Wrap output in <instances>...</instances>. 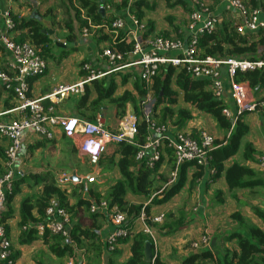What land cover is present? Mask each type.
<instances>
[{
  "label": "trees",
  "instance_id": "obj_1",
  "mask_svg": "<svg viewBox=\"0 0 264 264\" xmlns=\"http://www.w3.org/2000/svg\"><path fill=\"white\" fill-rule=\"evenodd\" d=\"M165 1L169 2V0ZM242 1L249 9L264 11L262 0ZM62 7L64 8L62 19L57 17L56 6L45 9L43 13L37 12L36 15L27 19L10 15L13 22V27L9 31L11 40L16 44L32 45L43 59L51 44L46 26H44L45 21H48L54 28L61 27L66 33V42L71 44L76 41L78 34L86 29L87 33L93 34L97 44L105 42L111 50L122 55V64L125 65L128 64L127 58L132 53L134 44L132 41H127V33L124 30H119L117 34L113 33L111 24L119 17L101 14L100 10L106 12L108 7L116 11H127L133 19L142 23L145 13L153 11L155 4L147 0H62ZM239 22V19H223L221 22H216L211 32L198 35L195 56L200 60L206 58L217 61L233 59L255 62L259 60L262 53L260 49L264 46L263 32L260 31L256 35H242L237 31ZM104 29L107 31L104 32ZM141 37L142 39L165 38V36L154 33L151 23L144 25ZM189 41L190 38L185 44ZM0 73L12 76L6 65L0 67ZM119 75L118 72L106 73L102 78L90 81L96 93V99L89 102L88 90L84 88V96L76 107V116L93 123L104 109L112 108L117 118L122 119L125 116L127 105L133 106L137 118L136 135L133 142H121L114 145L113 153L110 155L102 153L96 163V166L102 169V173H111L114 168H117L120 179L109 186L104 196L83 185L73 188L70 193L62 191L52 172L30 174L21 180L13 179L11 191L6 197L5 209L0 216V224L4 226L7 236L6 221L12 215L10 204L13 197L20 192V186L26 184L31 190L34 187L40 188L38 192L33 191L21 201L18 222V243L20 245H28L40 240L48 252L57 259L65 257L75 259L76 252L81 250L88 259L86 264H100V257L104 254H107L105 264H163L159 257L153 254V250L151 262L145 261L144 246L147 242L151 243V239L145 233L133 234L132 228L143 210L144 223L150 230L156 229L168 236L180 232L187 225L184 206L166 214L161 224L150 221L149 208L152 205L166 203L181 193L190 171H192L190 190L196 188L204 178H206L205 187L208 189L209 185L218 180L222 174L232 198L240 190L264 189V177L244 165L246 162H253L256 153L253 146L245 142L249 133V128L244 121L246 113L239 116L234 123L226 118L222 112L227 109V104L223 96H214L209 80L192 79L183 68H175L166 64L158 66L150 86H146L139 77L134 75L135 96L129 92L116 95L118 87L116 78ZM126 80L125 76L122 83ZM234 81L247 84L253 93L258 94L264 88V68L238 72ZM174 87L182 94L184 104L207 115L215 123L221 139L214 140L215 147L209 151L205 165L198 166L193 162L180 165L175 182L166 186L168 177L160 175L159 169L165 160L168 172L175 168L173 151L166 148L165 158H160V161L152 167L148 166L146 160H136V154L146 143L151 126L171 127L172 133L175 134L180 132L192 119L190 111L178 106V94L173 90ZM1 89L6 91L4 85ZM7 93L13 94L10 90H7ZM148 98L154 100V105L145 117L142 108ZM261 101H264V98ZM256 111L263 112L264 108L258 106ZM191 136L198 140L199 134L192 131ZM237 154L241 155L240 162L233 161L232 165L225 169V163ZM84 192L88 193L89 198L82 197ZM127 195L150 199V203L145 207L129 204L125 200ZM69 198L75 199L74 205L69 204ZM90 199H93L95 203L103 199L109 208H116L125 216L121 228L125 230L126 236L117 240L112 251L105 248V244L100 241L97 234L101 229L103 217L101 213L90 212L92 205ZM51 200H55L57 208L63 210L69 217L70 226L67 238L60 234H52L48 230L41 237L37 235L35 226L46 222L45 212ZM214 201L217 204L223 203L219 192L214 193ZM252 210L264 225V213L255 208ZM33 212L36 213L35 216ZM231 218L242 233L241 231L232 232L226 241H234L237 251L224 249L220 257H217L209 250H201L188 255L182 264H264V229L256 228L237 213ZM129 241H131V255L126 262L118 263L117 260L121 255L118 247L126 245ZM88 253L91 255L90 258L87 257ZM18 257L19 254L13 251L14 264ZM73 261V264H82ZM0 264H6V262L0 261Z\"/></svg>",
  "mask_w": 264,
  "mask_h": 264
},
{
  "label": "crops",
  "instance_id": "obj_2",
  "mask_svg": "<svg viewBox=\"0 0 264 264\" xmlns=\"http://www.w3.org/2000/svg\"><path fill=\"white\" fill-rule=\"evenodd\" d=\"M147 1L155 4V9L145 13L142 24L146 25L147 23H151L156 35L165 36L167 39L179 40L185 44L191 36L188 27V16L194 9L193 0H169L168 3L165 0ZM177 1H181L182 3H178ZM196 1L199 5L206 7L210 13L217 18L218 22H221L223 19H238L237 12L230 9L220 0ZM57 5L58 0H0V10L7 11L12 16H18L24 19L36 15L37 12L43 13L45 9ZM56 12H58V18H60L61 15L58 9ZM104 14L121 18L124 22L123 30L127 33V41H131V33H134L135 27L132 17L128 12L106 8ZM262 19L264 20V16H262ZM44 26H46V32L51 41L49 50L43 58L46 63V69L42 75L30 80L29 98L39 100L44 107L53 106L54 114L57 116L78 118L76 116V107L84 96V88L88 90L87 97L89 102L96 99V93L90 82L84 85L81 95L67 94L63 98L56 97V99H53L54 103L46 100L45 97L58 88L70 87L82 82L88 75L82 69L84 63H89L91 65L94 74L102 75L99 79L106 73H111L106 64V60L102 57V51L108 47V44L105 42L97 44L92 33L84 34L83 31L78 34L75 42L72 44L67 43L65 40L66 33L61 27L54 28L48 21L44 22ZM106 31L107 29H104V32ZM117 32L113 33L117 34ZM262 32L264 35V30H262ZM263 51L264 46L260 49V52ZM134 61L135 58H127V63H133ZM3 65H9V57L0 49V67ZM115 72L120 74L116 78L118 85L116 95L129 92L135 96L133 82L135 76L139 77L140 67L128 66ZM221 74L224 80L222 96L227 104V109L234 114L235 105L231 98L224 68L221 69ZM125 76L127 80L125 83H122V79ZM2 85L0 81V114L10 111L15 107L13 94L10 95L7 93V90L4 91L1 89ZM173 90L178 94V106L190 111L192 115V119L187 122L182 130H186L190 134L192 131L197 134L205 131L215 139H221V135L215 123L207 115L201 114L184 104L182 94L175 87ZM250 91L256 100L264 98V88L258 94L253 93L251 89ZM149 113L150 110L144 114V116L147 117ZM129 114H134V108L130 104L126 107L124 117ZM98 116L101 117L103 126L109 131H117L122 121V119L117 118L116 112L112 108L104 109L101 115ZM12 117L13 115H8L2 116L0 119L2 121H8ZM244 121L249 128V133L245 138V142L250 143L256 152L254 161L246 162L244 165L264 177V168H261L259 165V159L264 155V111L246 113L244 115ZM170 129L171 131L173 130L171 127ZM50 131L52 135L51 139H45L42 136L34 135L29 132L21 136L18 157L14 163V180H21L24 177H28L30 174L52 172L62 191L70 193L73 188L83 185L87 188H91L92 191L99 193L101 196H104L109 186L120 179L117 168H114L111 173H102V169L98 168L96 165H91L88 159L80 154L76 145V140L66 138L58 128H52ZM5 147V141L0 138V173L4 172ZM105 150L106 151L103 153L106 155L112 154L114 145H109ZM240 157L241 155L237 154L234 158L228 160L225 163V169L229 168L233 161L240 162ZM73 173L80 182L67 179L72 176ZM169 173L165 160L160 166L159 174L169 177ZM191 179L192 171L188 174L186 185L181 193L166 203L152 205L149 208V217L151 219L158 215H163L165 217L169 212L175 211L182 206L185 207L187 225L180 232L168 236L163 235V233L156 229H151L152 236L149 237L151 239L150 244L152 245L153 254L157 255L163 264H182V261L188 255L195 253L190 247L192 242L197 241L203 235L209 237V245L204 250L211 251L217 257H220L224 249L237 251V246L234 241H226L230 233L241 231L231 218L233 214L237 213L256 228L260 230L264 229L262 221L252 210L255 208L264 213L263 188L240 190L237 191L235 197L232 198L230 197L223 174L218 180L211 183L208 189L205 187L206 178H204L196 188L190 190L189 183ZM39 189V187H34L31 190L30 186L22 184L20 186V192L13 197L10 204L12 215L11 218L6 221V225L8 226V237L11 241L12 249L19 254L15 264H73V260L78 263L86 264L88 259L81 250L76 252L75 259L67 257L57 259L48 252L40 240L34 241L28 245H20L18 243V222L20 219L19 210L21 201L33 191L38 192ZM215 192H219L220 197H222V204L215 203ZM82 197L89 198V195L87 192H84ZM90 200L92 202L91 204H95L93 199ZM125 200L129 204L143 207L150 203V199L148 200L132 195H127ZM100 201H103V199ZM69 204L74 205L75 199L69 198ZM100 213L103 217V221L101 222V229L97 234L100 241L104 243L108 235L112 232L113 226L108 214L105 212ZM32 214L33 216L36 215L35 212ZM225 222L229 223L228 228L223 227ZM144 226V220L139 217L134 222L132 233H144ZM240 233H242V231ZM118 248L121 251V255L117 262L124 263L131 255V241ZM90 256V253H88L87 257L90 258ZM106 259L107 254H104L100 257V264H105Z\"/></svg>",
  "mask_w": 264,
  "mask_h": 264
},
{
  "label": "built area",
  "instance_id": "obj_3",
  "mask_svg": "<svg viewBox=\"0 0 264 264\" xmlns=\"http://www.w3.org/2000/svg\"><path fill=\"white\" fill-rule=\"evenodd\" d=\"M220 1L237 12L240 20L237 31L240 34L256 35L264 30V20L262 19L264 11L247 8L242 0ZM193 4L194 9L188 16V27L191 32L189 43L184 44L179 40L163 37L142 39L144 25L132 18L135 31L131 33V41L134 45L129 58H135V61L123 65L122 55L107 47L102 51V57L106 60L109 71L115 72L128 66H139V79L146 86H150L158 66L169 64L175 68H183L192 79L209 80L214 96L221 97L224 88L221 69L224 68L231 98L235 105V112L232 114L228 109H224L223 115L234 123L244 113H253L258 106L264 108V101L256 100L247 85L234 81L238 72L264 68V51L259 60L255 62L233 59L227 61H217L211 58L198 59L195 56L197 36L204 32H211L218 20L206 7L199 5L196 0H193ZM12 27L13 22L9 12L0 10V49L9 57L8 66L12 74V76L0 74V81L5 86V90H10L13 93L15 99V107L0 114V118L13 115L8 121L0 119V138L6 143L4 172L0 173V216L5 209L7 194L11 191L14 179V163L18 157L20 139L24 133L29 132L45 139H51L50 130L58 128L66 138L76 140L80 154L85 156L91 165H96L101 154L109 145L133 142L137 123L135 114H129L122 118L117 131H109L103 126L100 116H97L93 123L80 118L57 116L54 114L53 106L44 107L39 100L30 99L28 96L30 92L29 82L45 72L46 63L32 45L28 43L16 44L11 40L9 31ZM111 28L113 32L123 30V20L117 18L111 24ZM83 33L87 34V30H83ZM82 69L88 74L82 82L74 86L58 88L46 96V100L54 103L53 99L56 97L63 98L67 94L81 95L86 83L102 76L94 74L89 63H84ZM214 140L215 138L205 131H202L196 140L186 130L173 134L170 127L151 126L149 137L137 152L136 160H146L148 166L152 167L160 161V158H165L166 148L171 149L175 158V168L169 173L166 184L168 186L175 182L180 165L186 162H193L198 166L205 165L209 151L215 147ZM259 165L264 168V155L259 159ZM90 212L108 214L113 230L104 244L108 251H112L117 240L126 236L125 230L121 228L125 216L116 208H109L105 201L92 204ZM45 216L46 222L35 226L37 235L41 237L48 230L52 234H60L67 238L69 217L63 210L57 208L55 200L49 202ZM140 217L144 220L143 211H141ZM163 220V215L150 219L155 224H161ZM144 233L152 236L151 230L146 225L144 226ZM208 245L209 237L203 235L197 241L192 242L190 247L192 251L198 252L207 248ZM12 253L11 241L6 235L4 226L0 224V261L6 262V264H14Z\"/></svg>",
  "mask_w": 264,
  "mask_h": 264
},
{
  "label": "rangeland",
  "instance_id": "obj_4",
  "mask_svg": "<svg viewBox=\"0 0 264 264\" xmlns=\"http://www.w3.org/2000/svg\"><path fill=\"white\" fill-rule=\"evenodd\" d=\"M56 8L58 9V11L60 12V15H61L60 18H58V19H62L64 17V12H63L64 8L62 7V0H58V5L56 6ZM57 17H58V14H57ZM153 105H154V100L149 98L143 105V108H142L143 115L146 114L147 112H149V110L152 109ZM105 151L106 150H104L103 152H105ZM223 227L228 228L229 223L225 222Z\"/></svg>",
  "mask_w": 264,
  "mask_h": 264
},
{
  "label": "water",
  "instance_id": "obj_5",
  "mask_svg": "<svg viewBox=\"0 0 264 264\" xmlns=\"http://www.w3.org/2000/svg\"><path fill=\"white\" fill-rule=\"evenodd\" d=\"M100 13L103 14V10H100ZM70 181H74V182H80V180L75 176V174L73 173L72 176H70L69 178H67ZM89 179V178H87ZM143 254H144V259L147 263L151 262L152 259V245L147 242L145 243L144 246V250H143Z\"/></svg>",
  "mask_w": 264,
  "mask_h": 264
}]
</instances>
